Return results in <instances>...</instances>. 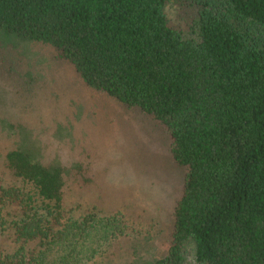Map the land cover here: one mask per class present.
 <instances>
[{"label":"trees","instance_id":"trees-1","mask_svg":"<svg viewBox=\"0 0 264 264\" xmlns=\"http://www.w3.org/2000/svg\"><path fill=\"white\" fill-rule=\"evenodd\" d=\"M0 30L52 45L90 87L165 126L183 194L169 248L130 264H264V0H0ZM16 134L1 165L33 187L0 182V233L16 245L0 264H87L124 220L67 217L68 181L99 186L92 162Z\"/></svg>","mask_w":264,"mask_h":264},{"label":"rangeland","instance_id":"rangeland-1","mask_svg":"<svg viewBox=\"0 0 264 264\" xmlns=\"http://www.w3.org/2000/svg\"><path fill=\"white\" fill-rule=\"evenodd\" d=\"M175 12L172 3L168 14ZM20 127L43 136L44 146L51 147L50 139L61 144L66 160L92 162L99 186L85 191L68 181L67 217L124 220L123 232L87 264L109 257L111 264L151 260L169 248L185 168L172 157L165 126L139 107L90 87L52 45L0 30V182L30 190L32 184L11 177L1 165ZM15 246L11 233H0V248Z\"/></svg>","mask_w":264,"mask_h":264}]
</instances>
